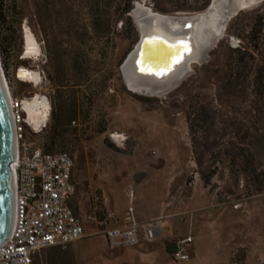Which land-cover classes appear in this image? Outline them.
<instances>
[{
	"label": "rangeland",
	"instance_id": "1",
	"mask_svg": "<svg viewBox=\"0 0 264 264\" xmlns=\"http://www.w3.org/2000/svg\"><path fill=\"white\" fill-rule=\"evenodd\" d=\"M124 1L0 0V68L11 100L40 93L50 105L39 132L25 125L26 138L44 150L55 117L74 116L69 125L59 117L49 152H66L74 160L71 205L83 221V241L103 242L143 187L149 199L176 195L177 208L190 211L171 218L177 236L191 232L198 244V237L210 235L199 243L211 248L203 249L201 260L191 254L187 262L168 256L152 264H264V178L245 182L238 155L250 152L247 167L264 172V102L256 103L251 86L235 83L234 74L229 79L218 64L225 45L247 44L246 33L237 34L247 30L261 3L231 18L223 38L190 65L176 88L147 96L129 91L121 71L138 38L135 4L164 15H191L204 11L209 0H131L127 11L118 12ZM24 25L40 47L36 60L22 57ZM20 67L38 71L41 84L34 88L17 79ZM210 173L203 182L201 174ZM203 221L212 224L203 230ZM80 255L76 263L91 264L88 250ZM98 263L120 264L112 255Z\"/></svg>",
	"mask_w": 264,
	"mask_h": 264
},
{
	"label": "built area",
	"instance_id": "2",
	"mask_svg": "<svg viewBox=\"0 0 264 264\" xmlns=\"http://www.w3.org/2000/svg\"><path fill=\"white\" fill-rule=\"evenodd\" d=\"M20 103L17 99L9 102L16 143L10 169L13 185H19V195H13L12 226L0 244V264H31L38 250L84 237L83 221L70 207L76 191L72 182L74 160L66 152H45L26 138L27 124ZM127 214L125 224L106 230L104 236L109 250L151 244L163 236V219L139 223L132 207ZM192 242L191 236L176 242L171 259L187 262Z\"/></svg>",
	"mask_w": 264,
	"mask_h": 264
},
{
	"label": "bare ground",
	"instance_id": "3",
	"mask_svg": "<svg viewBox=\"0 0 264 264\" xmlns=\"http://www.w3.org/2000/svg\"><path fill=\"white\" fill-rule=\"evenodd\" d=\"M260 1L261 0H212V9L210 11L207 13L198 12L191 15H164L153 12L150 8H146L140 3L137 4L136 8L132 11V15L137 21L140 36H159L169 43H173L174 40L181 36V30L186 22L190 24L191 27L187 31V35L190 38L188 47L190 49V54L186 59L187 72L191 64L198 62L197 59L200 51L218 36L222 29L226 28L223 21L227 13L229 14V18H232L239 12L260 4ZM23 41L22 57L24 59L36 60L40 54V47L34 35L25 25L23 27ZM132 62V55H129L127 63L124 66L127 87L134 93L146 94L144 92H139L141 87L135 80ZM135 68L137 67L135 66ZM146 70L147 68L145 67L144 71ZM0 75L9 104L11 96L3 79L1 68ZM151 75L152 78L160 76L158 73L155 75L154 71L151 72ZM177 76H180V73L178 70H175L173 76H171L168 81H172L174 77ZM18 79L24 83L30 84L34 88L38 87L42 82L41 74L38 71L30 70L25 67L19 68ZM20 104L26 124L34 132H39L42 127L45 126L50 113L48 98L43 94L35 93L30 98L21 99ZM9 113L11 116L12 108L9 109ZM113 138L117 142L122 140V136L118 133L113 134ZM13 195H19V185H13Z\"/></svg>",
	"mask_w": 264,
	"mask_h": 264
},
{
	"label": "water",
	"instance_id": "4",
	"mask_svg": "<svg viewBox=\"0 0 264 264\" xmlns=\"http://www.w3.org/2000/svg\"><path fill=\"white\" fill-rule=\"evenodd\" d=\"M263 1L264 0H261L259 3ZM137 4L140 3H136L134 9ZM211 9L212 0H209L206 9L202 12L207 13ZM230 19L227 13L224 17L223 24L226 25ZM190 27V24L186 22L181 30V36L174 40L173 43H169L159 36H140L138 30L137 41L127 55L121 68L126 87L127 83L124 66L127 63L129 55H132V64L134 66L133 73L136 82L139 83L141 87L139 92H144L146 94L143 95L147 96H162L176 88L187 70L186 59L190 54V49L188 48L190 38L187 35V31ZM224 31L225 28L200 51L197 61L203 57L207 49L223 37ZM135 66L137 68H135ZM145 67L147 68L146 71H144ZM175 70L179 71L180 76L174 77V79L169 82L168 80L173 76ZM18 71L19 68L16 71L17 79ZM152 71H154L155 75L158 73L160 76L152 78ZM9 109L10 105L8 104L0 75V244L7 238L10 232L13 214V175L10 164L15 159L16 145Z\"/></svg>",
	"mask_w": 264,
	"mask_h": 264
},
{
	"label": "crops",
	"instance_id": "5",
	"mask_svg": "<svg viewBox=\"0 0 264 264\" xmlns=\"http://www.w3.org/2000/svg\"><path fill=\"white\" fill-rule=\"evenodd\" d=\"M175 196L176 195H171L169 198L157 201L155 199H149L148 192L143 187L137 188L135 190L134 198L131 201L129 200L126 214L116 225H114L121 226L126 223V218L128 217L127 210L129 207L133 208V216L139 223H148L158 218L163 219L165 222L163 236L156 240L151 246L140 245L136 248L118 250V253L116 254H108L109 249L105 236L103 242H86L81 239L82 241L79 240L65 245H51L42 248L33 255L31 264H78L75 261L80 260V254L83 250H88L90 252L91 264H99V259L107 258L108 255H112L114 260L118 261L120 264H152L159 257L163 259H167L168 256L171 257L176 242L184 239L186 236H191L193 238V242L189 248L190 255L193 254L194 259L199 261L201 260L203 249H211L207 246L202 249V246H199V243L209 240L210 235L205 233L198 237L199 242L197 244V237L192 235L191 232L182 236H177L174 233L171 227V218L178 214H187L190 212L184 210L186 208H184L183 211L181 210L182 208H177L176 204L173 202ZM71 201L70 207L73 210ZM176 211L181 212H178L177 214ZM211 224L212 221H203L201 222L200 228L205 230L207 227H210ZM167 245H170L172 248L171 254L166 250ZM79 264L81 263L79 262Z\"/></svg>",
	"mask_w": 264,
	"mask_h": 264
},
{
	"label": "trees",
	"instance_id": "6",
	"mask_svg": "<svg viewBox=\"0 0 264 264\" xmlns=\"http://www.w3.org/2000/svg\"><path fill=\"white\" fill-rule=\"evenodd\" d=\"M123 6L121 8V4ZM131 0H125L118 5L119 9H124L127 11L130 7ZM260 10L256 11L253 16L252 23L249 24L247 30H241L240 34L237 36L246 33L244 36V40L247 44L241 42L236 47H230L229 45H225L223 49V59L221 65L230 75L229 79L234 74V80L236 82H241L242 85L245 83L251 86L252 96L256 103L264 102V1L260 5ZM237 16L234 17V21L237 20ZM214 63H209V66H213ZM251 76L249 77V75ZM231 81V80H230ZM247 84V85H248ZM136 98L147 101L148 99L145 97L135 96ZM67 111L66 113H68ZM74 114V110L72 112ZM71 113V114H72ZM59 117L66 120V124H70L73 121L74 116H66L62 114L61 116L55 117V122L50 129L51 131L48 133L45 139L46 147L43 151L49 152V148L52 144L55 143V131L61 124V120ZM73 117V118H72ZM190 121V120H189ZM189 131L193 132V127L191 123H189ZM239 155L240 162L242 167L240 169V175L244 178L245 182H261L262 177L264 178V172H257L254 168H248L247 165L249 163L250 152L244 153L243 150ZM234 162L235 159H232ZM213 173L208 175L201 174V179L203 182H209L212 178ZM166 250L169 254L172 253V248L170 245H167Z\"/></svg>",
	"mask_w": 264,
	"mask_h": 264
}]
</instances>
